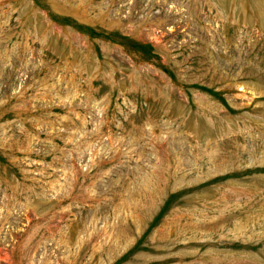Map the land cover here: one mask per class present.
Listing matches in <instances>:
<instances>
[{"label": "rangeland", "instance_id": "obj_1", "mask_svg": "<svg viewBox=\"0 0 264 264\" xmlns=\"http://www.w3.org/2000/svg\"><path fill=\"white\" fill-rule=\"evenodd\" d=\"M0 264H264V0H0Z\"/></svg>", "mask_w": 264, "mask_h": 264}]
</instances>
